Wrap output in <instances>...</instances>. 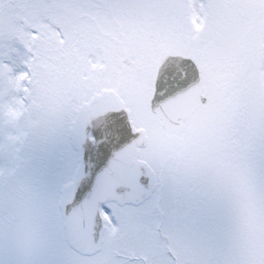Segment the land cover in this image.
<instances>
[{
	"label": "snow or ice",
	"instance_id": "obj_1",
	"mask_svg": "<svg viewBox=\"0 0 264 264\" xmlns=\"http://www.w3.org/2000/svg\"><path fill=\"white\" fill-rule=\"evenodd\" d=\"M25 110L77 143L52 264H264V0H0V115ZM141 175L182 222H123ZM16 235L49 239L31 194Z\"/></svg>",
	"mask_w": 264,
	"mask_h": 264
},
{
	"label": "rangeland",
	"instance_id": "obj_2",
	"mask_svg": "<svg viewBox=\"0 0 264 264\" xmlns=\"http://www.w3.org/2000/svg\"><path fill=\"white\" fill-rule=\"evenodd\" d=\"M17 136L19 139L14 138ZM67 140L68 125L44 127L42 118L31 110H25L11 122L7 116L0 115V248H22L16 235V225L25 194H31L40 209L49 239L62 243L61 220L45 201L47 193L44 192L50 181H57V175L61 181L68 177L61 169L63 162L59 161L65 153ZM159 182L158 189L145 203L137 207L120 206L126 225L140 231L159 229L163 233L182 222L181 211L188 208L187 201L171 178L162 177ZM120 222L118 219L117 223Z\"/></svg>",
	"mask_w": 264,
	"mask_h": 264
},
{
	"label": "flooded vegetation",
	"instance_id": "obj_3",
	"mask_svg": "<svg viewBox=\"0 0 264 264\" xmlns=\"http://www.w3.org/2000/svg\"><path fill=\"white\" fill-rule=\"evenodd\" d=\"M57 249L58 247L40 248L36 253L31 256H27L23 249H1L0 259L2 261L23 260L24 262L30 259V261L34 262V264H52V262L58 258Z\"/></svg>",
	"mask_w": 264,
	"mask_h": 264
},
{
	"label": "water",
	"instance_id": "obj_4",
	"mask_svg": "<svg viewBox=\"0 0 264 264\" xmlns=\"http://www.w3.org/2000/svg\"><path fill=\"white\" fill-rule=\"evenodd\" d=\"M122 146V145H121ZM143 180V176L141 175L139 177V184H141ZM151 181V177L148 176V182L147 184H150ZM118 192H120L121 194H126V193H131L132 188L131 186H121L118 190ZM144 190L140 191V192H136L133 195H125L124 198L122 200H120V202H131V203H139L142 200H144L147 195L149 194V190L147 189L145 192H143ZM67 227V225H66ZM98 234H99V226H98Z\"/></svg>",
	"mask_w": 264,
	"mask_h": 264
},
{
	"label": "bare ground",
	"instance_id": "obj_5",
	"mask_svg": "<svg viewBox=\"0 0 264 264\" xmlns=\"http://www.w3.org/2000/svg\"><path fill=\"white\" fill-rule=\"evenodd\" d=\"M107 161H105V163H106ZM83 198V197H82Z\"/></svg>",
	"mask_w": 264,
	"mask_h": 264
}]
</instances>
